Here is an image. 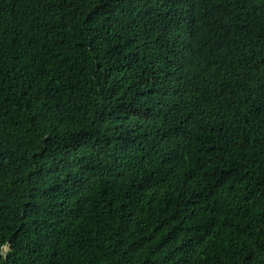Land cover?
I'll list each match as a JSON object with an SVG mask.
<instances>
[{"label":"trees","instance_id":"obj_1","mask_svg":"<svg viewBox=\"0 0 264 264\" xmlns=\"http://www.w3.org/2000/svg\"><path fill=\"white\" fill-rule=\"evenodd\" d=\"M0 264H264V0H0Z\"/></svg>","mask_w":264,"mask_h":264},{"label":"bare ground","instance_id":"obj_2","mask_svg":"<svg viewBox=\"0 0 264 264\" xmlns=\"http://www.w3.org/2000/svg\"><path fill=\"white\" fill-rule=\"evenodd\" d=\"M5 248H6V247H4V250H6V249H7V248H6V249H5Z\"/></svg>","mask_w":264,"mask_h":264},{"label":"rangeland","instance_id":"obj_3","mask_svg":"<svg viewBox=\"0 0 264 264\" xmlns=\"http://www.w3.org/2000/svg\"><path fill=\"white\" fill-rule=\"evenodd\" d=\"M6 246H7V245H6ZM6 248H7V247H6ZM6 248H5V249H6Z\"/></svg>","mask_w":264,"mask_h":264}]
</instances>
